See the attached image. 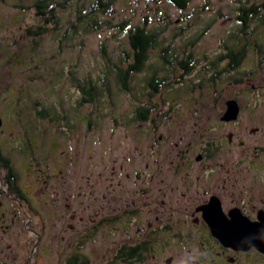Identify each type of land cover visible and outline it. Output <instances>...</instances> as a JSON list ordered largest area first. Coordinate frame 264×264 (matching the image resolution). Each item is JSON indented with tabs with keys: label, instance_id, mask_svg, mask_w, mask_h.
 <instances>
[{
	"label": "rangeland",
	"instance_id": "rangeland-1",
	"mask_svg": "<svg viewBox=\"0 0 264 264\" xmlns=\"http://www.w3.org/2000/svg\"><path fill=\"white\" fill-rule=\"evenodd\" d=\"M35 2L0 0V150L25 195L18 202L2 192L0 179V264H138L118 249L153 221L154 211L146 215L156 197L173 186L177 199L188 186L201 188L172 174L174 152L215 133L241 134L244 145L227 143L222 157L240 160L248 180L260 172L248 166L264 165L255 148L264 143V22L256 15L244 27L239 8L264 0H188L184 8L112 0L96 23L88 18L95 0H53L47 23ZM145 21L158 40L124 89L116 70L132 62L128 29ZM39 25L44 33L29 36ZM243 47L230 67L228 52ZM85 84L96 87L92 101H82ZM236 95L243 103L237 129H220L216 105ZM164 199L157 204L163 223L173 207L185 212Z\"/></svg>",
	"mask_w": 264,
	"mask_h": 264
},
{
	"label": "flooded vegetation",
	"instance_id": "flooded-vegetation-1",
	"mask_svg": "<svg viewBox=\"0 0 264 264\" xmlns=\"http://www.w3.org/2000/svg\"><path fill=\"white\" fill-rule=\"evenodd\" d=\"M239 63L240 61H232L230 67H236ZM229 100L236 101L239 109L235 118L225 119L223 116ZM240 100L241 95L231 96L216 105L217 125L222 126L220 129L226 125L236 128L235 124L239 121L243 109ZM257 128L252 126L250 130ZM225 132L215 133L213 138L205 140L199 147H192L190 143L187 148H178L174 152L176 162L172 174L187 175V179L194 187L199 185L201 188L190 189L188 186L180 191L177 199L171 192L177 189L173 186L169 187L171 191H163L161 197H156L155 208H150L146 215L151 217L154 211L153 221L139 226V237L134 241L121 243L119 247L122 248L124 245L127 254H130L129 247H135L137 256L131 261L138 264H178V261L182 264H264V250H260L252 242L245 247L226 245L212 233L206 220L207 217H248L252 222L262 220L264 228V165L261 168L256 165L248 166L249 170H260L258 174L257 172L252 174L248 180L245 172L242 174L240 160L233 163L225 161L222 153L227 143L233 144L232 146H235V143L243 146L245 142L242 135L239 137L233 129H228L226 135ZM255 148L261 149L263 153L264 143ZM1 154L3 152H0V158ZM171 162L173 163V160ZM190 162L198 164L193 172H177ZM0 169L5 172L3 166H0ZM158 174L162 175V172ZM2 178L3 174H0V179ZM153 179L149 175L148 180ZM215 180L218 182L215 183ZM2 184H5L6 188H2L4 189L2 192L11 193L4 180ZM164 195L169 196L173 204L187 207L183 214H179L178 210L176 213L173 207V210L166 214L169 219L166 223L162 222L161 217H164V214L157 205L165 202ZM14 199L16 200L15 196ZM130 213L135 215L136 211L130 210Z\"/></svg>",
	"mask_w": 264,
	"mask_h": 264
},
{
	"label": "trees",
	"instance_id": "trees-1",
	"mask_svg": "<svg viewBox=\"0 0 264 264\" xmlns=\"http://www.w3.org/2000/svg\"><path fill=\"white\" fill-rule=\"evenodd\" d=\"M53 0H36L35 5L37 8V14L40 15L44 22H48V20L53 21L54 17V7H53ZM67 2L68 0H64ZM180 8H184L188 4V0H170ZM97 2L95 5L98 7H95L94 5L89 9V15L88 18L92 20V23H96L94 21V15L97 13L98 10H108L111 9L110 5L112 3V0L110 1H103V0H95ZM64 5V4H63ZM62 5V6H63ZM64 7V6H63ZM98 8V9H97ZM239 11L241 12L239 15V19L241 21V25L244 27H248L250 25V19L254 16H259V21L264 22V3H261L260 5L252 4L250 7H240ZM55 22V21H54ZM148 23L147 21L144 22V24L137 25L134 29H128L129 33V41L131 45L132 54L126 52L128 56H132V62L129 63L126 67H117V76L120 80L121 86L124 89L129 88L130 83V77L133 72L140 71L143 68L144 62L147 61L149 57V51L152 47H154L158 40V33L155 31H151L147 29ZM46 30V27L43 25H39L36 27V30H30L29 28L26 30L28 35H34L36 37H40L42 33ZM244 47L240 49L238 52L229 51L228 56L229 58L232 57V61H241L244 56ZM81 92L83 93L82 101H92L94 97L96 96V87L93 84L90 85H84L81 88ZM153 91H157V88H154ZM2 153V151L0 150ZM0 166H3L5 169V172L3 174V180L7 184L9 191L16 197L18 201H22L25 199V195L23 192V189L18 185V175L16 168L11 161L10 158H8L6 155L1 154L0 158ZM118 255L121 256L122 259L131 260L136 257V251L135 247L131 248L129 247L130 254L126 253L125 246L123 245L122 248H119ZM75 256V255H74ZM74 256L70 260H74ZM77 256H79L77 254ZM87 259H85L83 262H86ZM82 262V263H83ZM104 264H111L110 262H106Z\"/></svg>",
	"mask_w": 264,
	"mask_h": 264
},
{
	"label": "water",
	"instance_id": "water-1",
	"mask_svg": "<svg viewBox=\"0 0 264 264\" xmlns=\"http://www.w3.org/2000/svg\"><path fill=\"white\" fill-rule=\"evenodd\" d=\"M227 104V110L223 118H235L239 109L236 101L229 100ZM1 124L2 120L0 117V126ZM206 220L210 225L212 233L226 245L245 247L254 243L260 250H264L262 220L252 222L248 217H207Z\"/></svg>",
	"mask_w": 264,
	"mask_h": 264
}]
</instances>
